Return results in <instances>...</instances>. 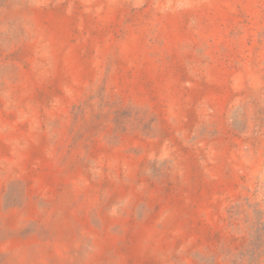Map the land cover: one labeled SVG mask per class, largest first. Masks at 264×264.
<instances>
[{"label":"rangeland","instance_id":"rangeland-1","mask_svg":"<svg viewBox=\"0 0 264 264\" xmlns=\"http://www.w3.org/2000/svg\"><path fill=\"white\" fill-rule=\"evenodd\" d=\"M0 264H264V0H0Z\"/></svg>","mask_w":264,"mask_h":264}]
</instances>
